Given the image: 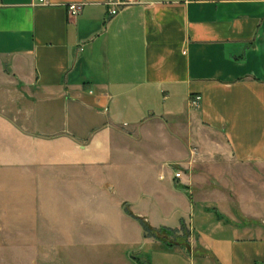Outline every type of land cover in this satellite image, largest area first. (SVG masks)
<instances>
[{
    "label": "crops",
    "instance_id": "0c3cea01",
    "mask_svg": "<svg viewBox=\"0 0 264 264\" xmlns=\"http://www.w3.org/2000/svg\"><path fill=\"white\" fill-rule=\"evenodd\" d=\"M106 2L0 0V162H22L29 207L43 184L136 162L139 198L180 212L129 213L151 253L134 264H264V0H137L114 16ZM30 225L6 244L25 248Z\"/></svg>",
    "mask_w": 264,
    "mask_h": 264
},
{
    "label": "rangeland",
    "instance_id": "374dc122",
    "mask_svg": "<svg viewBox=\"0 0 264 264\" xmlns=\"http://www.w3.org/2000/svg\"><path fill=\"white\" fill-rule=\"evenodd\" d=\"M3 85H6V78L0 73V86ZM168 153L179 154L170 150ZM144 154L146 159L152 155L150 152ZM161 155H167V152ZM135 163L109 162L102 167L101 175L66 179L53 187L43 184L40 198L29 207L34 202L29 196L34 187L25 176L22 162H0V255L27 256L25 263L0 264H134V257L150 258L151 253H146L141 243L136 242L135 229L130 227L131 221L127 219L129 213L146 210L150 224L166 223L164 219L168 216L173 218L169 221L173 225L177 223L180 211L176 204L167 212L159 209L153 200L139 198L144 188L137 180L140 170ZM171 167L183 171L177 163ZM196 173L210 176L209 191L210 188L212 191L225 190L216 182L213 167H201L193 172ZM105 180H109L115 189L104 188ZM162 190L163 196L171 197L170 191ZM216 199L211 195L205 202L213 204ZM125 201L129 202L130 209ZM199 203H196V210ZM24 206L27 207L25 214L22 213ZM29 224L32 230L25 248L6 244L7 238L20 237L22 229ZM183 231L179 235L172 234L171 238L181 240L185 236Z\"/></svg>",
    "mask_w": 264,
    "mask_h": 264
},
{
    "label": "built area",
    "instance_id": "2783aa9c",
    "mask_svg": "<svg viewBox=\"0 0 264 264\" xmlns=\"http://www.w3.org/2000/svg\"><path fill=\"white\" fill-rule=\"evenodd\" d=\"M39 4H46L48 0H37ZM137 0H107L106 4L108 6V13L110 16L117 15L123 8L136 3ZM83 4L81 3H72L69 4L68 10L70 16H77L82 12ZM200 100V97H197L194 100V104H198ZM182 177V171L176 170L174 172V178L175 179H181Z\"/></svg>",
    "mask_w": 264,
    "mask_h": 264
},
{
    "label": "trees",
    "instance_id": "16d2710c",
    "mask_svg": "<svg viewBox=\"0 0 264 264\" xmlns=\"http://www.w3.org/2000/svg\"><path fill=\"white\" fill-rule=\"evenodd\" d=\"M136 218H137V217H136ZM138 219L141 220V218H138ZM141 221H142V223L144 224V228H145L146 233L150 234V233H151V230L148 228V226L146 225V223L143 222V220H141Z\"/></svg>",
    "mask_w": 264,
    "mask_h": 264
}]
</instances>
